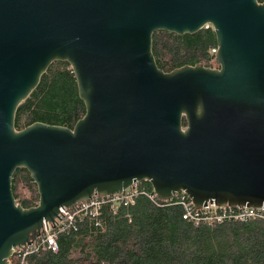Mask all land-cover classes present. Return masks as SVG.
I'll use <instances>...</instances> for the list:
<instances>
[{"label": "water", "instance_id": "water-1", "mask_svg": "<svg viewBox=\"0 0 264 264\" xmlns=\"http://www.w3.org/2000/svg\"><path fill=\"white\" fill-rule=\"evenodd\" d=\"M211 25L218 68L166 73L153 35ZM55 62L76 76L74 129L15 128L19 106ZM185 122V124H184ZM27 170L39 205L16 203ZM149 182L198 209L264 206V3L258 0H0V264L62 208Z\"/></svg>", "mask_w": 264, "mask_h": 264}, {"label": "trees", "instance_id": "trees-1", "mask_svg": "<svg viewBox=\"0 0 264 264\" xmlns=\"http://www.w3.org/2000/svg\"><path fill=\"white\" fill-rule=\"evenodd\" d=\"M264 3V0H258ZM213 27L183 36L166 31L153 35V55L166 73L185 66L218 68ZM76 76L67 62L53 63L40 84L16 113L15 128L22 131L43 123L74 129L86 115ZM185 124V122H184ZM13 176L16 203L24 209L39 205L38 187L30 173ZM145 193L116 210L106 205L97 220L86 219L77 230L60 237L58 253L40 251L27 264H264V220H226L195 224L184 220L180 204L151 200ZM11 264H21L14 254Z\"/></svg>", "mask_w": 264, "mask_h": 264}, {"label": "built area", "instance_id": "built-area-1", "mask_svg": "<svg viewBox=\"0 0 264 264\" xmlns=\"http://www.w3.org/2000/svg\"><path fill=\"white\" fill-rule=\"evenodd\" d=\"M209 27L212 26H206V28ZM217 52L218 47L212 50L213 54H217ZM142 193H145L143 182H135L122 194L105 197L95 196L91 200L77 204L74 208H62L60 218L56 219L55 224L45 222L41 235L31 245L16 248L14 254H17L21 264H27L26 259L29 255L40 251L58 253L61 235H69L72 230L76 231L77 225L83 223L86 219L97 220L104 206L110 204L112 207L111 209L114 210L118 209L117 207L121 205L129 206L133 204L135 199ZM147 195L151 200L158 199L154 191ZM174 201L183 207L184 220L195 224L203 222L212 225L214 223H222L227 219L233 221H250L253 219L264 220V206L261 208H230L217 207L215 204H209L202 209H198L185 192H178L171 201H167L166 203H174Z\"/></svg>", "mask_w": 264, "mask_h": 264}]
</instances>
